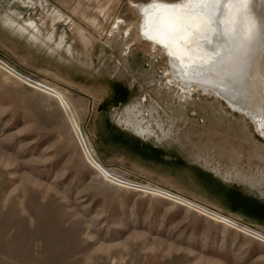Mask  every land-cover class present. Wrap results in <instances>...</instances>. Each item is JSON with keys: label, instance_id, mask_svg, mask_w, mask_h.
I'll use <instances>...</instances> for the list:
<instances>
[{"label": "rangeland", "instance_id": "1", "mask_svg": "<svg viewBox=\"0 0 264 264\" xmlns=\"http://www.w3.org/2000/svg\"><path fill=\"white\" fill-rule=\"evenodd\" d=\"M150 1L0 0V264H264V138L171 79Z\"/></svg>", "mask_w": 264, "mask_h": 264}, {"label": "bare ground", "instance_id": "2", "mask_svg": "<svg viewBox=\"0 0 264 264\" xmlns=\"http://www.w3.org/2000/svg\"><path fill=\"white\" fill-rule=\"evenodd\" d=\"M173 4H184L185 7L175 9L162 7ZM136 7L141 22L138 39L148 41L167 56L171 79L178 86H186L188 92L202 90L209 95L218 96L233 111L250 117L256 125L258 134L264 138V84L260 70V61L264 59V0L228 3L223 22L214 25L216 31L208 37L211 44L198 43L196 46L186 47L179 38L171 40V33L167 27H160L158 17L187 14L189 19L194 15L202 18L203 13L199 11L201 5L189 0L177 2L152 0ZM120 23L123 21L118 19L116 26L118 27ZM163 23L166 25L168 20ZM184 35L190 37L192 33L185 29ZM169 43L173 49L171 58L169 50L164 47ZM200 47L205 49L206 54L203 56L200 54ZM175 49L185 51L187 56L191 57V63L204 64L205 67L199 72L189 71L188 61L181 63Z\"/></svg>", "mask_w": 264, "mask_h": 264}, {"label": "snow or ice", "instance_id": "3", "mask_svg": "<svg viewBox=\"0 0 264 264\" xmlns=\"http://www.w3.org/2000/svg\"><path fill=\"white\" fill-rule=\"evenodd\" d=\"M189 2H194L202 7L199 9L203 13V17L193 16L191 19L184 15H177L175 17H158L160 27H167L168 31L171 33V40H176L179 38L183 45L186 46H196L198 43L201 45L211 44V40L208 38L210 34L215 33L216 29L214 25L221 24L223 22L222 18L226 15L225 8L228 3L240 2L245 3L247 0H189ZM151 7V6H150ZM166 9L183 8L184 4L179 5H163ZM168 20L165 25L163 22ZM188 29L191 31L192 35L190 37H185L184 30ZM153 39H156L153 37ZM166 50H169V57L172 56V44H165ZM180 57V62L183 63L185 60L188 61V70L191 72L201 71L205 65L204 64H194L191 63V57H188L186 52L182 49H175ZM200 54L203 56L206 54L204 47H200ZM214 51V49H213ZM183 71V68L181 69Z\"/></svg>", "mask_w": 264, "mask_h": 264}, {"label": "built area", "instance_id": "4", "mask_svg": "<svg viewBox=\"0 0 264 264\" xmlns=\"http://www.w3.org/2000/svg\"><path fill=\"white\" fill-rule=\"evenodd\" d=\"M91 158H93V156H91ZM93 161L95 163L97 162V160L95 158H93ZM108 176L111 177L112 179L116 180L117 182L124 184L126 186H129V187H132L134 189H142V187H145L143 184H140L138 182L130 180V178H128L127 176L125 177L124 174H115L113 172H110V174H108ZM150 189L155 190V188H150ZM173 198H175V197H173ZM235 225H237V224L235 223ZM239 225L242 229L252 233L256 237V239H258L260 241H264V232L263 231L252 229V228H250L246 225H243V224H239Z\"/></svg>", "mask_w": 264, "mask_h": 264}]
</instances>
